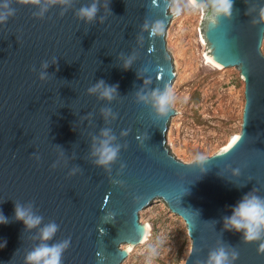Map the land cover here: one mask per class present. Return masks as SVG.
I'll return each instance as SVG.
<instances>
[{
  "label": "water",
  "instance_id": "95a60500",
  "mask_svg": "<svg viewBox=\"0 0 264 264\" xmlns=\"http://www.w3.org/2000/svg\"><path fill=\"white\" fill-rule=\"evenodd\" d=\"M91 3L50 5L40 16L43 5L0 0V14L15 10L0 24V212L10 221L0 224V244L7 242L0 264H25L40 243L39 228L52 221L59 230L50 244L70 238L62 264H121L147 238L140 211L155 198L187 223L193 244L184 264H202L221 242L238 251L234 264H264L258 253L264 241L244 242L242 233L223 230L222 219L253 188L264 196V21L258 17L264 0H234L231 19L203 14L204 54L219 67L236 66L246 81L242 130L205 156L203 169L178 158L167 141L170 119L180 111L171 105L160 117L151 100L177 73L166 40L175 16L169 0H108L107 7L99 0L89 23L76 13ZM145 20H163V33L150 37ZM100 80L119 85L112 101L89 94ZM103 129L121 145L110 170L91 155ZM14 203H31L41 225L26 230L14 220Z\"/></svg>",
  "mask_w": 264,
  "mask_h": 264
},
{
  "label": "rangeland",
  "instance_id": "374dc122",
  "mask_svg": "<svg viewBox=\"0 0 264 264\" xmlns=\"http://www.w3.org/2000/svg\"><path fill=\"white\" fill-rule=\"evenodd\" d=\"M171 11V10H170ZM204 12L185 11L174 16L167 28V47L177 69L172 105L180 112L169 123L167 141L178 158L191 162L200 154L222 149L242 130L246 81L236 66L219 67L203 52L200 24ZM264 52V41L262 44ZM148 222V238L133 247L121 264H184L192 248L185 219L155 198L140 211ZM153 249L158 254L152 256Z\"/></svg>",
  "mask_w": 264,
  "mask_h": 264
},
{
  "label": "clouds",
  "instance_id": "9594fccd",
  "mask_svg": "<svg viewBox=\"0 0 264 264\" xmlns=\"http://www.w3.org/2000/svg\"><path fill=\"white\" fill-rule=\"evenodd\" d=\"M21 5H43L38 15L43 16V13L47 11V6L50 5H64L69 6L72 0H16ZM99 0H92V3L87 6H82L77 11L76 15L86 22H93L96 19L99 11ZM108 0H106L105 7H107ZM168 7L173 15L179 16L185 11H200L208 12L215 17H224L231 19L233 15L234 0H169ZM5 8L8 9V5L5 4ZM252 10L249 9L245 13L249 15ZM15 14V10H7L3 14H0V24L5 23L9 17ZM258 17L261 21H264V5L259 7ZM103 20V17H101ZM255 23L256 20L254 19ZM143 29L149 33L150 37H156L163 33L165 23L163 20H156L149 22L145 20L142 25ZM264 32V29H261ZM135 56H130L124 60L123 67L128 69L131 67ZM43 68H47V62L42 64ZM47 76L46 72L40 73V79L44 80ZM119 85H107L105 81L100 80L94 86L88 89L89 94L99 93L100 99L112 101L116 94ZM138 99L143 102L148 101V97L137 93ZM151 100L153 107L158 116L164 117L170 111V107L175 100V95L172 92L170 86H166L164 91L154 90L151 93ZM105 117L111 114V109H102ZM121 135H127V132H122ZM101 137L98 146H94L91 153L95 157L94 163L97 166L103 167L106 170H110L119 158L121 151V145L113 143L116 140V136L111 134V129H103L101 131ZM38 159V157H37ZM194 163L203 169L206 164V157L198 154ZM125 167V165H121ZM79 171V169H73V174ZM234 175H239L240 170H233ZM116 184H122V181H113ZM236 186V185H235ZM241 188L244 186H236ZM258 190L253 188L251 191L245 193L242 198L232 207L231 215H225L223 219V230L242 233V240L247 243L264 241V196L257 195ZM199 215V212L196 211ZM14 220L22 222L26 230L38 228L43 217L37 215L33 211V205L30 203L27 206H23L20 203H14ZM10 221L7 217L0 212V224H8ZM216 223V221H215ZM59 230V225L54 221L49 222L43 227L39 228V240L40 243L35 246L31 251L27 252L24 260L25 264H62V258L65 251L70 246V238L64 239L56 243H49L55 237ZM6 241L0 244V247L6 246ZM258 253L264 254V242L259 243ZM158 254L153 249L152 256L155 258ZM239 253L235 247L227 245L223 242L218 247L213 248L207 256V260L202 264H234L238 259ZM146 264H152L149 260Z\"/></svg>",
  "mask_w": 264,
  "mask_h": 264
},
{
  "label": "bare ground",
  "instance_id": "6f19581e",
  "mask_svg": "<svg viewBox=\"0 0 264 264\" xmlns=\"http://www.w3.org/2000/svg\"><path fill=\"white\" fill-rule=\"evenodd\" d=\"M208 60H209V59H208ZM211 62H212V61H211ZM238 134H239V133H235V134H233V135L230 137V139L228 140L227 144H228L229 142H231V141H232V140H233ZM227 144H226V145H227ZM226 145H225V146H226ZM148 225H149V234H150V232H151V226H150L149 223H148ZM149 234H148V236H149ZM148 236H147V238H148ZM147 238H146V239H147ZM146 239H145V240H146ZM145 240H144V241H145ZM132 249H133V248H132ZM132 249H130V251H131Z\"/></svg>",
  "mask_w": 264,
  "mask_h": 264
},
{
  "label": "snow or ice",
  "instance_id": "6c2138e0",
  "mask_svg": "<svg viewBox=\"0 0 264 264\" xmlns=\"http://www.w3.org/2000/svg\"><path fill=\"white\" fill-rule=\"evenodd\" d=\"M236 139H239V138H236ZM233 143H235V141H233Z\"/></svg>",
  "mask_w": 264,
  "mask_h": 264
}]
</instances>
